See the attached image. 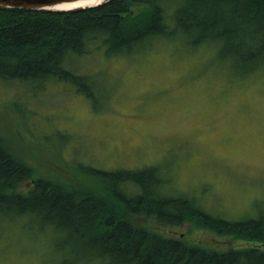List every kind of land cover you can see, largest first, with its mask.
<instances>
[{"label":"rangeland","instance_id":"374dc122","mask_svg":"<svg viewBox=\"0 0 264 264\" xmlns=\"http://www.w3.org/2000/svg\"><path fill=\"white\" fill-rule=\"evenodd\" d=\"M68 64L93 79V98L59 81L0 79V133L31 165L34 179L63 182L76 174L93 181L82 167L155 166L165 196L186 195L228 220L264 215V68L240 76L236 61L213 46L192 48L182 34L121 55L73 56ZM148 222L189 245L264 249L192 222ZM64 238L32 213L0 210V264H64L72 249L59 248Z\"/></svg>","mask_w":264,"mask_h":264},{"label":"trees","instance_id":"16d2710c","mask_svg":"<svg viewBox=\"0 0 264 264\" xmlns=\"http://www.w3.org/2000/svg\"><path fill=\"white\" fill-rule=\"evenodd\" d=\"M135 8L139 11L136 12ZM182 34L192 48L213 46L237 62L239 75L264 68V0H111L55 13L0 8V79L35 84L59 81L93 98V79L69 69L73 56L130 53L157 38ZM66 181L39 176L0 133V210L32 213L65 234L64 264H264V249L216 251L156 232L192 222L219 236L264 243V215L228 220L188 196L161 194L159 170L102 171L82 167ZM88 175V176H89ZM32 185L21 192L24 182Z\"/></svg>","mask_w":264,"mask_h":264},{"label":"water","instance_id":"95a60500","mask_svg":"<svg viewBox=\"0 0 264 264\" xmlns=\"http://www.w3.org/2000/svg\"><path fill=\"white\" fill-rule=\"evenodd\" d=\"M109 1L111 0H0V8L63 13L98 7Z\"/></svg>","mask_w":264,"mask_h":264}]
</instances>
